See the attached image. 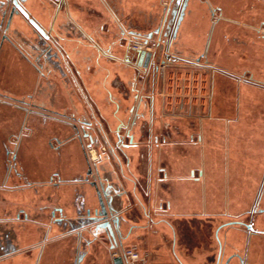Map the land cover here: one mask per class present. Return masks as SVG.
<instances>
[{"label": "crops", "instance_id": "obj_1", "mask_svg": "<svg viewBox=\"0 0 264 264\" xmlns=\"http://www.w3.org/2000/svg\"><path fill=\"white\" fill-rule=\"evenodd\" d=\"M260 1L264 2L187 0L163 42L153 49L143 47L153 53L148 68L139 65L132 47L144 41L138 33L156 29L153 24L159 18L156 8L161 0H120L122 11L102 24L93 22L96 7L90 0H25L22 7L28 17L15 14L11 20L12 3L0 6V23L7 13L0 28V264H69L73 259L66 237L58 235L45 216L62 200L77 205L75 197L81 191L70 181L84 175L86 164L72 123L80 127L78 121L87 118L84 115L91 107L97 110L99 121L128 124L137 142L129 152L130 170L124 171L127 187L122 186L130 191L131 200L123 203L120 228L123 246L126 240L136 245L133 249L140 257L133 263L121 257L124 264H241L240 258L242 264H264V235H255L252 242L257 245L252 252L248 245L240 253V242L235 239L249 236L240 220L244 213L235 216L229 208L222 214L216 212L212 207L216 199L207 187L220 156L218 127L224 128L220 132L228 138L224 145L226 162H230L231 150L235 152L231 124L244 121L242 100L253 90L264 92V3ZM140 17L144 26L137 25ZM43 34L57 49L51 51L53 57L62 61V52L79 72V66L91 61L87 45L98 41L95 45L101 47L105 66L114 62L113 70L107 69L114 74L105 82L109 84L104 87L105 101L90 80L82 92L86 104L75 101L66 79L59 81L65 78L61 67L43 61ZM153 41H158L157 35ZM168 56L173 61L162 68ZM130 90L136 93L127 98L124 94ZM235 93L238 118L219 117L216 112L228 110L229 95ZM41 111L53 115L54 121H43ZM176 119L194 122L200 133L190 135L189 141L181 140L180 132L174 134L171 129L179 131L173 124ZM162 136L166 144L159 145L155 153L148 151L149 165H140L139 143ZM191 136H201L200 144L194 150H179L193 145ZM61 140L64 144L57 150ZM8 145L20 161V175H10L5 166ZM194 159L199 165L192 166ZM162 168L165 179L159 177ZM192 170L202 174L200 182L193 181ZM60 178L70 184L53 188L51 182ZM66 213L72 217L70 209ZM247 213L255 214L253 210ZM261 213L253 226L264 232ZM23 214L30 219L22 222ZM38 234L41 239L33 241ZM12 235L21 250L5 256ZM116 258L102 249L101 264H114Z\"/></svg>", "mask_w": 264, "mask_h": 264}, {"label": "rangeland", "instance_id": "obj_2", "mask_svg": "<svg viewBox=\"0 0 264 264\" xmlns=\"http://www.w3.org/2000/svg\"><path fill=\"white\" fill-rule=\"evenodd\" d=\"M90 1H91V4L96 7V10H95L96 14L92 13L91 15L93 22H95V24L100 23V22L101 24L103 22H108L107 18L111 14H113L114 12L119 13L122 11L120 0H90ZM260 3L262 4L264 2L260 1ZM174 6H175V0H161V2L157 3L156 9L158 10H156V12L159 13V14L157 13L159 15V18L156 19L157 21L155 20V23L153 24V28H158L157 26L161 25L166 8L170 7V9H173ZM98 14H100L101 16H99ZM128 15H131V14H128ZM134 16L137 17L136 15ZM170 16H171V10H170L169 17ZM104 18H106V21L104 20ZM143 23H146V22L143 21L142 17H140V20L139 22H137V25L144 26L145 24ZM151 31H154V29H150V32ZM97 43L98 41L87 45L89 48V54L91 55V61L88 65L84 64V67L82 68L81 66H79L80 74L75 72L76 70L73 68L72 63H69L68 60L66 61L64 59V57L62 56V52H60L59 54L63 58L62 61L59 62L61 65L60 67L65 73V78H61L59 79V81L62 83V81L66 79L65 84H66L67 90H69L71 94L73 95V97H75L74 98L75 101H79V102L84 101L85 102L84 104H86V100L83 98L84 96L82 95L83 94L82 92L84 91L85 93L84 87L87 86L86 82H89L90 80L91 85L94 84L97 89L101 90L102 91V101H105L104 98L105 96H107V91L105 90L104 87H109V84L105 82H109L111 81V79H113L111 77L114 74V71H109L108 73V70H113L114 62H112L111 66L109 67L105 66L107 63L105 61L104 62L102 61V54L100 55V53H102V50L101 49L99 50V48L101 47L99 46L97 47L95 45ZM129 44L130 46H132L131 43ZM49 45L51 44L49 43ZM149 48L153 49L152 47H149ZM56 50H57L56 47H54L53 45V48L51 49V51H56ZM104 68L105 70H102ZM106 74L107 75L111 74V75L105 78L104 76H107ZM111 91H113V89ZM263 93L264 92H261V91L256 92L253 90L249 95H245V97L242 100L243 102L240 106L242 108L240 111V115L242 119L244 118L243 119L244 121L240 123L236 122V123L231 124L232 126L231 129L233 131L232 133L233 140H231L232 139L231 138L230 142H233V145L235 146V152L231 150L232 152L231 154L233 155L234 158L232 157V160L230 162H226L227 161L226 145H224V143L227 141L228 138H225L223 133L220 132V130L223 131L224 128L222 126L218 127L219 132L215 134L218 136V139L220 140V142L222 141V143H219V146L221 147V149H219L220 156H218L215 159V162H214L215 169L214 171H212L211 176H209L207 179V184H208L207 187L209 189V193L211 194L210 197L213 196L216 199L215 200L216 203L214 204V206H212L213 209L216 212L222 214L226 212L229 208L230 211L235 216L244 213L242 217L240 218V220L243 221V223L245 224L247 223L253 224L254 222H256V220L259 218L258 216L259 213H261L260 211L264 210V137L261 134L262 132H264V94ZM229 98H230L229 109L228 110L219 109L217 112L216 111L215 112L217 113L219 117L232 115L234 119L236 117L238 118L239 112L237 108L235 107L236 102H237L236 93L229 95ZM111 104L113 107L115 106L114 103H111ZM231 104L233 105L232 106L233 108L235 107V109L230 108ZM86 108L87 107H85V110ZM91 108L92 110L90 108H87L88 110H86V114L84 112L85 114L84 116L87 117L85 119L93 123L92 134H93L94 139L97 140V144L94 147H91L88 153V156L90 157L92 156L94 159V160H90L91 167H93L96 164L97 166H101L99 164H102V161L100 163L98 159H101V160L103 159L105 160V162L109 163L108 167H110L111 169L118 168L117 167L118 165L116 164V161L110 152L111 149H108L107 144L105 142H102L103 135L105 134L103 133L101 134L99 127L97 125V123H99V119L97 118L98 117L97 110H95V108L93 107ZM70 109L73 110V107L71 106ZM78 116H79L78 118L82 117L80 115ZM109 123L112 126L105 127L104 125L103 129L106 131L105 133L108 136V139L110 140V142L111 143L113 142L112 144H114V136H113L114 131L113 130L115 129L117 123H115L114 121H110ZM173 124L178 126L179 131H176V128L172 127L171 128L172 132L174 134H178V132H180L178 136L181 137V140H188L190 135H197L198 132L200 133L199 127L195 126L194 122H192L191 123L192 125H191L189 120L183 121L182 119L180 120L176 119L173 121ZM203 132L204 134L206 133L205 128H203ZM195 140H196V137H195ZM86 142L87 141H85V143ZM104 145L106 148V151H105L106 155L102 157L101 152H104L102 151V147ZM159 145H161V142L157 144L156 141L149 142V143L145 141V142L139 143V147L137 150L139 151L138 155H140L141 157L139 159L140 165L142 164H143L142 166L149 165L150 161L147 158V155H148L147 153L148 151L150 152L153 151V153H155ZM110 147L111 146L109 145V148ZM208 147L209 148L211 147V142L208 143ZM182 149L194 150V146L185 145V147H179V150L183 151ZM195 163L199 165V161L197 159L193 160L192 166ZM154 165L157 167L158 163L155 161ZM160 166H162V160L160 162ZM115 173L117 172L115 171ZM109 175L112 176L111 172L109 173ZM162 176L163 174H161V176L159 177H162ZM114 180L115 181L113 182L115 184L116 183L120 184L119 187H123V188L124 186L127 187V184H126L127 180H126L125 174L124 176L121 174L117 175ZM226 197L228 198L229 206L225 205ZM257 197L260 198L258 201H257ZM130 200H131L130 191H128V194H126L124 198L117 199L115 205L116 207H119L120 209L122 208L123 203L127 205L129 204ZM90 204L93 206L97 205V200L95 197L93 198ZM129 206L130 205H128V208ZM247 210H256V212L254 211L255 214H249L247 213ZM127 212H130V211H127ZM260 215H264V213H261ZM244 230L247 231L245 227H244ZM244 238L245 236L241 237V239L240 238L235 239L236 242H240L239 244L240 246L236 244V246H239L238 250L240 253L247 251L246 250L247 246L246 244L243 243L245 240ZM40 239L41 237L38 234L36 238H33V241L34 240L39 241ZM89 239L90 240L92 239L91 236H87L86 238H82V239H76L74 237L67 239V243L65 245H68V247L71 248L72 257H73V259L69 261L70 262L69 264H74L77 262V259H78L77 251H80V249L87 247L89 244L88 242ZM250 244L251 246L249 250L252 252L253 248L257 244L255 242L254 243L252 242ZM109 246H110V242L106 236H102L100 239H97L94 242L92 241L90 248L89 247L86 248L87 249L86 257H88L87 259L88 261L85 262V264L86 263L87 264H101L102 249H105L106 252L108 253V256L111 257L114 254L115 250L114 251L111 250ZM135 246L136 245L127 243V240L125 241V244H124L125 249L134 248ZM261 248L264 251V244H261Z\"/></svg>", "mask_w": 264, "mask_h": 264}, {"label": "flooded vegetation", "instance_id": "obj_3", "mask_svg": "<svg viewBox=\"0 0 264 264\" xmlns=\"http://www.w3.org/2000/svg\"><path fill=\"white\" fill-rule=\"evenodd\" d=\"M23 4V3H22ZM170 7L166 8L165 14L162 19L161 26L164 25V22L167 24L170 22L171 27L173 26L174 22L176 21L175 19H172V16L169 17L170 15ZM167 17V20L165 19ZM166 20V21H165ZM173 23V24H172ZM166 25V24H165ZM135 36V35H134ZM45 41V43H44ZM43 41V46H42V51H43V61L47 63V65H50V62L54 63L55 67H60L59 62L57 59L53 57L51 54V45L49 46L47 42L49 43V40H44ZM163 42V38L161 40ZM160 42V43H161ZM53 48V47H52ZM133 50H135L132 47ZM166 61V59H165ZM163 61L162 64L165 62ZM161 64V65H162ZM41 69V67H39ZM76 70V69H75ZM78 74H80L79 71H75ZM133 93H136L134 91ZM131 90L129 92H126L124 95L127 96V98H130L133 94ZM134 95V94H133ZM119 106V104H115V106ZM41 117H43V121H54V118L52 117L53 115L48 114L47 112L41 111L40 112ZM52 117V118H51ZM59 119V117L57 118ZM56 120V119H55ZM61 120V118H60ZM58 121V120H57ZM62 121V120H61ZM104 121V120H102ZM99 121L97 123L99 130L101 134L103 135L102 142H105L108 146V149H111V154L114 157L116 164L118 165V168L111 169L108 167L109 163L105 162V160L98 159V161H102V164H99L101 166L94 165L91 167L90 160H94L93 157L88 156L89 150L91 147H94L97 144V140L94 139L93 134H92V129H93V123L91 121H87L86 119H80L78 122L79 126L78 127L76 124L72 123V126L75 131V138H77L81 144V148L83 151V156L85 158V164H86V170L84 172V175L82 177H78L72 181H70L71 184H75L76 187L81 191L78 193L77 197V205L74 206H69L62 200V202H59V205L53 206L52 210L50 213L47 215L48 218L46 217L45 219H48L50 224L54 225L56 227V231L58 232V235L61 237H66V239L69 238H76V239H82L86 238L87 236H91V240L89 239V244L87 247H84L83 249H80V251H77V262L74 264H81L82 260L86 257L87 255V249L90 248V245L92 244V241L94 242L97 239H100L102 236H107L106 231L102 229L99 225L102 223V220L96 221V222H88L90 221L91 218L96 217V218H102L99 202H98V197L96 193V188H95V183L97 184L101 194H102V199L107 207V201H111L112 207H114L117 212L114 214V216H108L109 220H113L114 217L119 218V221L121 222V214L124 211V206L119 209V207H116L115 203L117 199L119 198H124L128 192L123 188L119 187L120 184L114 183V179L116 178L117 175H123L124 176V171L127 169L128 171L130 170L131 163L129 159V152L131 149L135 148L137 146V142L134 139V136L132 134V130L130 129V126L126 124L124 121H120L114 131V144L110 142L108 139V136L106 135V131L103 129V126H112L110 123L107 121ZM192 141V146L197 147L200 144L201 136L200 137H195L191 136ZM85 141H87L85 143ZM157 144L161 142L162 145L166 144V137L162 136L161 140L157 137L156 140ZM63 141H59L57 145V150L61 149L63 146ZM102 144V143H101ZM109 145L111 146L109 148ZM101 156H105L106 153V148L105 145L102 147ZM5 166L10 173V175H20L18 169L20 168V161L17 158V155L15 153L14 148H12L10 145L7 146V155L5 157ZM105 162V163H103ZM115 171L117 173H115ZM195 170H192L190 176L192 177L194 182H200L202 178V174H195ZM111 172L112 176L109 175ZM160 172L163 174L161 177L162 179L167 178V174L165 172V169H160ZM114 175V177H113ZM126 177V176H125ZM127 178V177H126ZM127 180V179H126ZM117 182V181H116ZM69 181H65L63 179H58L57 181H52L51 184L53 185L52 187L57 189V188H62L66 184H70ZM115 184V185H114ZM124 194V195H123ZM96 198L97 200V205L93 206L91 205V201L93 198ZM67 209H70L71 211V218L68 216ZM256 212V210H253ZM263 211V210H261ZM21 213H18L16 218H20ZM30 217H28L27 214H23V218L21 219L22 222L29 220ZM47 223V222H46ZM242 225L247 229L248 237L245 238V243L246 246L249 245V248L251 246L250 243H252L253 238L255 235H264V232L258 231L254 228L252 223H242ZM251 225L252 229H249L248 226ZM121 231V228H120ZM87 235V236H86ZM116 242L109 240L110 242V249L111 250H124V246L122 244V236L118 235L116 233ZM119 239V240H118ZM45 240V239H44ZM16 241V237L12 235V239L10 241L9 250L6 252L5 256H12L15 254L17 251L21 250V248L18 246ZM15 242V243H13ZM117 246V247H116ZM241 264L243 263V258H240ZM139 261V259L137 260ZM135 261V262H137Z\"/></svg>", "mask_w": 264, "mask_h": 264}, {"label": "water", "instance_id": "obj_4", "mask_svg": "<svg viewBox=\"0 0 264 264\" xmlns=\"http://www.w3.org/2000/svg\"><path fill=\"white\" fill-rule=\"evenodd\" d=\"M24 1L25 0H2L0 3V6L8 7L10 2L12 3L10 15H9L10 20L13 17V15H15V14H21L27 18L28 14L25 11V9L22 7V3ZM186 2H187V0H175V6L171 10V16H172L173 20L176 18V15L178 14L179 10H181L183 8V6L186 4ZM6 14H7L6 11L2 14L3 18H2V21L0 23V28L3 26ZM165 19L167 20V17H165ZM10 20H9V23H10ZM29 22L33 26L36 25L33 19H29ZM36 27L39 28V30H41V28L39 26H36ZM170 30H171L170 22L168 24L166 22H164L163 26L160 25L154 31H151L147 34L138 33L137 35L142 36L144 38V41L142 43L143 45H148L149 47L155 48L160 44L163 37L168 36ZM43 33H44V31H43ZM155 34L158 35V41L157 42L153 41V37ZM43 35L44 36H42V37L44 40L49 39L47 34H43ZM7 39H8V37H7ZM135 51L139 57V65L142 66L143 68H148V66L151 62L153 53L150 51H147L146 49H143L142 47H140L139 49H135ZM95 188H96V193H97V197H98V202H99V206H100V210H101L100 212L102 214V218L93 217L88 222H96V221L102 220V223L99 226L106 231V234H107L109 240L116 242V235L115 234L117 233L118 235L122 236V233L120 231V225H121L120 223L121 222L119 221V218H117V217H114L113 220H109L108 216L109 215L114 216V214L117 212V210L114 207H112L111 201H107V207H106V205L102 199V194H101L96 183H95ZM248 228L252 229V226L249 225ZM114 264H124V263H123L122 258L118 257V258L114 259Z\"/></svg>", "mask_w": 264, "mask_h": 264}, {"label": "built area", "instance_id": "obj_5", "mask_svg": "<svg viewBox=\"0 0 264 264\" xmlns=\"http://www.w3.org/2000/svg\"><path fill=\"white\" fill-rule=\"evenodd\" d=\"M140 47H145L146 48V45H143V44H139V43H136L133 45V48L134 49H139ZM147 50H149L148 48H146ZM173 61V58L168 56L166 58V61L161 65L162 68H165V66L169 63H171ZM114 256L116 257H122L124 260H126L127 263H130V262H135L139 259L140 255L139 253L133 249V248H129V249H124V250H116L115 253H114Z\"/></svg>", "mask_w": 264, "mask_h": 264}, {"label": "bare ground", "instance_id": "obj_6", "mask_svg": "<svg viewBox=\"0 0 264 264\" xmlns=\"http://www.w3.org/2000/svg\"><path fill=\"white\" fill-rule=\"evenodd\" d=\"M124 195V194H123ZM116 215V214H115ZM116 235V234H115ZM117 238V237H116ZM119 240V239H118ZM117 247V246H116Z\"/></svg>", "mask_w": 264, "mask_h": 264}]
</instances>
